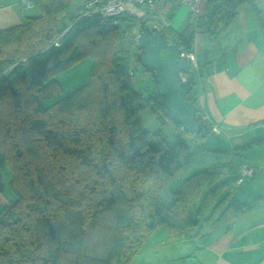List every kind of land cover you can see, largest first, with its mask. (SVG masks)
Here are the masks:
<instances>
[{"label": "trees", "instance_id": "16d2710c", "mask_svg": "<svg viewBox=\"0 0 264 264\" xmlns=\"http://www.w3.org/2000/svg\"><path fill=\"white\" fill-rule=\"evenodd\" d=\"M87 1L26 0L39 14L0 29V200L7 176L14 194L0 212V264H131L160 228L171 241L207 240L250 209L234 196L247 178L238 185L240 172L224 191L217 167L184 179L165 205L187 147L171 146L160 133L155 143L143 126L140 111L160 116L164 105L155 72L146 70L154 79L150 95L135 88V20L105 31L99 17L79 19ZM235 1L221 5L229 18ZM208 29L211 39L220 34ZM193 36L173 41L191 50ZM85 60L90 78L65 93L59 77ZM197 120L193 142L212 131ZM245 149L230 156L244 157Z\"/></svg>", "mask_w": 264, "mask_h": 264}, {"label": "crops", "instance_id": "0c3cea01", "mask_svg": "<svg viewBox=\"0 0 264 264\" xmlns=\"http://www.w3.org/2000/svg\"><path fill=\"white\" fill-rule=\"evenodd\" d=\"M217 1L202 4L199 22L179 1L166 3L162 15L169 28L163 34L172 43L175 34H194L193 47L187 51L195 52L199 64V70L193 71L200 95L197 113L207 117L212 129L208 136L215 147L212 152L231 157L230 153L245 147L241 166L252 168L255 177L254 155L259 150L261 155L264 153V0H236L235 13L230 18L225 5L213 9ZM32 9L24 0H0V29L36 16ZM192 26L198 28L197 32L189 30ZM211 26L220 30L215 39L208 32ZM135 53L140 56V52ZM256 191L250 188L249 193L241 192L242 198L237 200L250 205V209L228 231L207 240L177 239L179 243L168 240L165 232V241L162 235V242L153 245V264H264V189ZM9 200L1 198L0 212ZM157 249L163 251L158 253Z\"/></svg>", "mask_w": 264, "mask_h": 264}, {"label": "rangeland", "instance_id": "374dc122", "mask_svg": "<svg viewBox=\"0 0 264 264\" xmlns=\"http://www.w3.org/2000/svg\"><path fill=\"white\" fill-rule=\"evenodd\" d=\"M222 1L223 0L221 1L219 0L215 2L213 4V9H215L216 6L222 5ZM81 12H79V15ZM31 13L32 15L34 14L37 16L39 14V11L33 8ZM191 16L193 19L195 18V16H193L192 14ZM121 26L126 27V22H123ZM96 30L100 31L99 28ZM189 30L190 31L196 30L197 32L198 28L192 26L190 27ZM90 74H91V62L90 60H85L79 63L77 66H75L72 70H70L68 74L66 73L60 76L59 80L61 81V84L65 89V93H68L70 90L85 84L88 78H90ZM191 75H193L194 77L195 73L192 72ZM133 78L135 82V88L138 91L143 92L146 95H150L154 91L153 76H151V73L147 72L146 69H144L140 64L135 67ZM196 88H197V84L195 82L194 85L192 86L193 90L190 95L193 97V101L195 102V105L198 107V98L200 95H198ZM139 115L142 120L144 128L150 133H152L153 135L152 141H154L155 143H160L161 137H163L167 140V143H169L171 146H174L178 142H182L187 147V152L181 158V163L183 164L184 172L177 178L176 180L177 183L172 187V191H166L167 195L166 192L163 194L162 197L165 205L168 206L173 202L174 200L173 191H176L180 188V185L184 179L192 176L195 173H199L203 170L217 167L218 170L223 171L224 174L222 175L221 179H225L228 182L227 186L223 188L224 191H228L233 185L235 179L240 177V166L241 163L245 161L244 157L231 156V157H227L226 160L225 159L226 157L223 158V155L217 153L214 154V152L212 151H214L215 147L214 145H212V143L209 142L208 137L205 139V141L193 142L194 134L187 133L184 130H178L176 127L177 125L174 124L169 117L165 116L163 112L162 115H160L161 116L160 117L159 115L154 114L150 110V108L147 107L141 110ZM154 133H160L161 137L155 136ZM263 148L264 147H262L261 149ZM261 151L262 150H259L254 155L255 156L254 158L257 160L255 167L257 169L255 173H257V175L255 177L247 178L245 183L242 186H239L237 190H235L234 196L236 199L242 198L241 192L244 193V190L245 193H249L250 188L258 191L264 189V153L261 155ZM9 180L10 177L8 176L4 178L5 198L14 199V194L11 192V190L8 187ZM165 232H167L165 228H160L156 232L157 234H155V236H153L154 234H152L145 241L140 253L133 259L131 264H153V260H155V256H153V245L162 242V239L160 238L162 237V235H164V237L162 238L165 241L166 238ZM180 241L181 240H176V241L174 240V242L172 243H179ZM161 244H165V243H161ZM162 251L163 250L157 249L158 253H161ZM158 257L161 258L162 256H158ZM167 263L175 264L171 262H167Z\"/></svg>", "mask_w": 264, "mask_h": 264}, {"label": "water", "instance_id": "95a60500", "mask_svg": "<svg viewBox=\"0 0 264 264\" xmlns=\"http://www.w3.org/2000/svg\"><path fill=\"white\" fill-rule=\"evenodd\" d=\"M140 65L156 74L157 93L163 98L164 114L180 125L182 130L190 134L200 131L197 120V106L188 100L192 92L193 78L186 59L180 57L182 48L175 43L169 44L162 32L142 31L136 39ZM189 77L187 87L180 81L179 74Z\"/></svg>", "mask_w": 264, "mask_h": 264}, {"label": "built area", "instance_id": "2783aa9c", "mask_svg": "<svg viewBox=\"0 0 264 264\" xmlns=\"http://www.w3.org/2000/svg\"><path fill=\"white\" fill-rule=\"evenodd\" d=\"M170 1H179L181 4L186 5L190 13L195 16L196 22H198L202 4L206 0H88L79 15V19L99 17L106 21L104 30L112 31L122 25L124 18H132L135 20L133 36L136 43L137 37L142 32L141 27L146 22L148 23V31L150 33L159 31L166 34L169 22L162 15V9ZM223 1L230 2L233 0ZM26 6L28 8L31 7L27 2ZM169 44H172L170 40ZM61 45V40L55 42V46ZM180 57L187 60L190 73L199 70L195 52L182 48ZM179 78L183 85L189 82V77L184 73H180ZM198 112L200 113V111ZM199 115L203 121L207 122V117L202 114ZM213 131L218 133V130L215 128ZM240 172L241 177L237 182L238 185L242 184L246 178L254 175V170L246 164L241 166Z\"/></svg>", "mask_w": 264, "mask_h": 264}]
</instances>
